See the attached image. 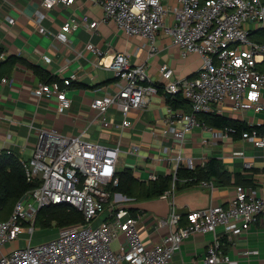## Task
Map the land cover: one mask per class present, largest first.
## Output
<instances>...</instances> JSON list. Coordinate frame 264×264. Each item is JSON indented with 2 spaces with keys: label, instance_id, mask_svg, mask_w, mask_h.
<instances>
[{
  "label": "built area",
  "instance_id": "1",
  "mask_svg": "<svg viewBox=\"0 0 264 264\" xmlns=\"http://www.w3.org/2000/svg\"><path fill=\"white\" fill-rule=\"evenodd\" d=\"M74 1L42 0L33 19L39 33H49L42 25L47 10L58 5L70 6ZM89 1L103 11L100 21L114 23L126 35L143 38L149 55L155 53L157 37L162 33L178 46L182 58L196 53L202 64L193 77H181L167 64H162L159 79L153 81L143 64L130 63L127 53L117 52L106 63L104 50L89 44L87 50L97 58L95 66L113 72L115 91L111 93L110 85L96 89L102 93L93 98L90 108L103 128L111 129L113 124L119 127L117 139L110 145L90 140L84 136L87 128L77 135L63 134L57 128L35 130L36 142L30 156L20 158L27 182L35 187L20 197L5 220L0 219V264H168L181 250L184 241L196 234L211 236L201 264L229 263L230 257L223 251L222 241L234 242L244 236L251 225L259 222L264 215V183L246 187L237 185L227 206L212 205L190 210L184 215L178 211L175 202L174 183L180 166L194 168L192 159L184 155L183 149L195 127L202 125L211 132L212 138L221 140L237 133L234 127L219 130L207 127L199 121V114L222 110L264 111L261 100L264 71L258 67L264 63V42L253 41L248 29V24L253 22L264 23V2ZM7 20L14 22L11 16ZM100 21H81L70 16L53 37L66 43L70 32L79 28L92 32ZM76 79L72 72L61 82L41 81L32 93L36 97L54 98L55 112L62 114L71 106L68 88ZM8 81L5 77L1 79V83ZM159 89L165 97L181 94L189 103L190 111L169 104L165 109L164 122L160 126L162 135L178 145L179 150L170 153L166 146L162 152L163 159L172 164L173 181L171 188L159 197L167 202L169 210L167 215L155 218V228H167V232L159 242L147 245L139 228L141 214L137 212L134 216L131 213L138 208L135 207L138 202L115 192V188L119 185L118 165L128 157L137 160L140 157L138 145L122 140L123 132L132 126L130 115L148 109ZM111 108L119 112V123L108 117ZM240 135L255 147L264 148V134L256 129L243 131ZM3 151L11 154L12 150H1L0 155ZM244 166L251 168L248 162ZM132 173L143 181L158 178L154 172L148 173L146 179L136 169ZM199 185L209 189L215 187L212 180L201 181ZM51 205L73 207L82 214L83 222L59 229L49 240L33 243L37 214L43 207ZM23 231L24 238L21 237ZM16 241L23 243L7 249L9 243ZM114 242L116 248L112 247ZM254 253L255 249L244 252L247 257Z\"/></svg>",
  "mask_w": 264,
  "mask_h": 264
},
{
  "label": "crops",
  "instance_id": "2",
  "mask_svg": "<svg viewBox=\"0 0 264 264\" xmlns=\"http://www.w3.org/2000/svg\"><path fill=\"white\" fill-rule=\"evenodd\" d=\"M41 2L42 0H0V53L3 54L0 57V151L11 149L20 157H29L36 142L37 128H57L66 135L81 134L87 128L84 136L88 139L113 144L117 139L116 133L120 131L119 127L113 124L111 129L103 128L90 105L93 98L102 93L96 92V89L110 85L111 93L115 92L112 87L114 74L104 67L95 66L97 58L87 50L89 44L104 50L106 63L117 52L127 53L130 63L143 64L153 81L159 79V68L162 64H167L181 77L196 76L202 64L196 53L182 58L178 46L162 33L157 37L155 53L149 55L143 38L126 35L114 23L100 21L103 11L89 0H75L70 6L58 5L47 10L42 25L49 33L41 34L33 21ZM163 3L175 4V0H163ZM8 16L14 22H9ZM70 16L81 21L100 22L92 32L85 28L70 32L67 42L63 43L53 35ZM248 29L251 39H264V23L253 22L248 24ZM35 67L46 71L59 82L72 72L76 74L77 79L68 88L71 106L66 112H55L54 98L33 95V89L41 82L34 71ZM4 77L9 80L7 83H1ZM261 100L264 101V95ZM167 106L164 94L158 93L152 98L148 109L131 113L132 126L123 132L124 142L130 141L141 149L138 160L128 157L122 166L131 172L138 170L143 179L150 172L157 173L158 176L173 172L172 164L165 161L162 154L166 146L170 153L179 150L178 145L162 135L160 126L164 122ZM217 114L250 126H264V111L222 110ZM108 117L115 123L121 121L115 108L109 109ZM183 152L192 159L194 168L204 165L211 157L219 159L231 173L232 183L237 175L251 180L253 186L264 183V148L255 147L240 134L223 140L216 139L212 138L208 129L200 125L188 136ZM247 162L251 164V168L244 166ZM236 186L216 185L209 189L198 184L178 191L175 195L178 211L184 215L190 210L212 205L227 206L235 194ZM135 207H138L134 210L135 213L142 214L139 228L144 242L147 245L159 242L167 228L156 229L155 218L167 215V202L156 198L138 202ZM210 241L209 234L189 237L168 264H201ZM225 241L222 249L228 254L230 261L223 264H264V215L258 223L250 226L244 236L238 237L234 242ZM246 249H255L256 253L247 257L244 254Z\"/></svg>",
  "mask_w": 264,
  "mask_h": 264
},
{
  "label": "trees",
  "instance_id": "3",
  "mask_svg": "<svg viewBox=\"0 0 264 264\" xmlns=\"http://www.w3.org/2000/svg\"><path fill=\"white\" fill-rule=\"evenodd\" d=\"M251 38V36H250ZM253 40V39H252ZM256 42H264L262 40H253ZM259 67V66H258ZM264 71L262 64L259 67ZM34 71L40 77V81L50 82L56 80L46 71L35 67ZM158 93H162L159 89ZM166 102L173 108H183L190 111V106L187 100L181 94L175 96H166ZM199 121L207 127L213 129H224L226 127H234L238 134L243 131H252L256 129L260 134H264V126H250L245 122L229 118L225 115L217 114L216 112L203 113L198 115ZM20 155L14 151L7 154L3 151L0 155V219L5 220L11 213L15 203L28 190L35 187V184L29 183L26 180L23 168L20 162ZM119 185L115 188L127 197L134 198L136 202L152 200L159 198L166 190H169L172 185V174H159L155 180L143 181L132 175L128 169L118 172ZM232 183L231 173L225 169L222 162L217 158H209L202 166H196L193 169H188L180 166L176 171L175 191H181L197 186L201 181L212 180L215 186H229L231 184L249 186L253 183L249 179H243L239 175L234 176ZM135 216V211L131 210ZM83 222V216L80 212L69 205H51L43 207L39 210L35 225L40 227H51L52 224L58 226L69 227ZM226 242L225 239L222 244Z\"/></svg>",
  "mask_w": 264,
  "mask_h": 264
},
{
  "label": "rangeland",
  "instance_id": "4",
  "mask_svg": "<svg viewBox=\"0 0 264 264\" xmlns=\"http://www.w3.org/2000/svg\"><path fill=\"white\" fill-rule=\"evenodd\" d=\"M129 160V159H128ZM133 160V159H131ZM118 172H122V170L124 169L123 166L121 164L118 165ZM115 192H118V191H115ZM178 194V191H176ZM141 217H142V214H141ZM65 228V226L61 227V226H58L56 224H52L51 227H48V228H45V227H40L39 224H36L35 225V229H34V233L32 235V239H34L33 243H38V242H42V241H46V240H49L51 239L52 237H54L56 234H57V231L59 229H63ZM21 237L24 238L26 237L25 235V231H23L21 233ZM23 242H20V241H16V242H12V243H9L8 246H7V249L8 248H11L12 246H18V245H22ZM116 243H112V247L113 248H116ZM6 249H4L5 251Z\"/></svg>",
  "mask_w": 264,
  "mask_h": 264
}]
</instances>
